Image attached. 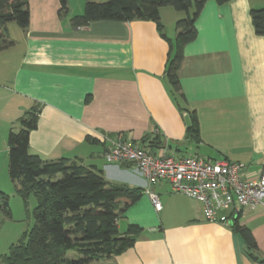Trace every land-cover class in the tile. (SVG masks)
Here are the masks:
<instances>
[{
	"label": "crops",
	"instance_id": "crops-1",
	"mask_svg": "<svg viewBox=\"0 0 264 264\" xmlns=\"http://www.w3.org/2000/svg\"><path fill=\"white\" fill-rule=\"evenodd\" d=\"M85 1L60 15L59 0H27V27L0 51V190H14L7 174L8 129L31 108L39 113L29 153L77 159L111 183L146 188L131 162L106 160L101 135L122 134L136 143L147 136L150 149L165 147L177 158L242 161L251 173L264 166V35L255 33L250 17L263 0L204 2L197 36L184 46L177 71L184 95L179 102L165 74L169 45L155 23L105 19L73 28L70 19L82 14ZM167 8H160V19L173 40L170 27L181 14ZM187 110L195 116L199 141L186 136ZM150 189L160 208L146 191L125 208L119 232L126 235L131 225L139 230L112 263L264 264L249 257L231 223L238 217L250 228L264 258V206L238 213L217 209L215 220L207 221L201 203L173 191L168 180Z\"/></svg>",
	"mask_w": 264,
	"mask_h": 264
},
{
	"label": "trees",
	"instance_id": "trees-1",
	"mask_svg": "<svg viewBox=\"0 0 264 264\" xmlns=\"http://www.w3.org/2000/svg\"><path fill=\"white\" fill-rule=\"evenodd\" d=\"M206 0H86L82 14L70 19L71 27H83L92 20H151L169 45L165 74L175 101L184 100L177 71L184 46L197 36L195 21ZM224 3L229 0H215ZM59 14L68 11L67 0H59ZM170 6L183 11L175 22L176 36L170 40L164 32L160 8ZM257 35H264V7L250 9ZM14 22L24 29L29 23L27 0H0V51L11 47L6 25ZM39 111L31 108L18 117L7 134V174L25 203L34 195V224L8 253L0 255V264H114L111 256L132 246L139 227L131 225L126 235L117 227L120 214L135 202L144 189L107 181L100 169L85 166L77 159L44 160L29 153V136L36 128ZM190 125L186 136L199 141V128L193 112L187 110ZM158 136V135H156ZM147 137V136H146ZM146 137L140 142L148 146ZM159 137V136H158ZM148 140V139H147ZM147 143L148 145H145ZM164 145V144H163ZM162 145V146H163ZM0 210L10 215L8 197L0 190ZM232 229L242 235L246 252L259 257L256 240L238 217L232 216ZM74 251L75 257L69 252Z\"/></svg>",
	"mask_w": 264,
	"mask_h": 264
},
{
	"label": "built area",
	"instance_id": "built-area-1",
	"mask_svg": "<svg viewBox=\"0 0 264 264\" xmlns=\"http://www.w3.org/2000/svg\"><path fill=\"white\" fill-rule=\"evenodd\" d=\"M106 144L104 156L110 162H131L146 180V191L155 209L160 208L158 195L150 187L165 179L173 191L198 200L203 217L215 220V211L238 213L246 207L264 206V166L248 171L242 161L216 160L200 155L175 157L166 148L150 149L130 141L122 134L101 135Z\"/></svg>",
	"mask_w": 264,
	"mask_h": 264
},
{
	"label": "rangeland",
	"instance_id": "rangeland-1",
	"mask_svg": "<svg viewBox=\"0 0 264 264\" xmlns=\"http://www.w3.org/2000/svg\"><path fill=\"white\" fill-rule=\"evenodd\" d=\"M68 2V7L76 8V0H70ZM262 4H264V0ZM167 7V9L171 11H177L173 10V8L170 6ZM178 12L181 14V17L185 15L183 11ZM174 27L175 26H172V28L170 27L169 31V33H171L170 36L173 39L176 36V34L174 35V33H172ZM6 28L9 38L13 39L20 37L21 28L14 22L7 23ZM2 57L3 54L2 52H0V60ZM198 137L199 139L201 138L200 133L198 134ZM178 152L181 154H186L185 149H179ZM5 194L8 197L10 215L0 210V255L8 253L11 244L18 242L24 236V234L29 231L30 228L33 226V209L37 204V200L32 194L29 195V197L27 198V203H25L23 199L16 192H14V190L10 192H5ZM69 256L75 257L76 253L74 251H70Z\"/></svg>",
	"mask_w": 264,
	"mask_h": 264
},
{
	"label": "water",
	"instance_id": "water-1",
	"mask_svg": "<svg viewBox=\"0 0 264 264\" xmlns=\"http://www.w3.org/2000/svg\"><path fill=\"white\" fill-rule=\"evenodd\" d=\"M184 120H185L186 125L189 126L190 125V119H189L188 113L184 114Z\"/></svg>",
	"mask_w": 264,
	"mask_h": 264
}]
</instances>
